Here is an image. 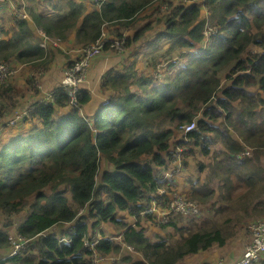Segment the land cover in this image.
Here are the masks:
<instances>
[{
	"label": "trees",
	"instance_id": "16d2710c",
	"mask_svg": "<svg viewBox=\"0 0 264 264\" xmlns=\"http://www.w3.org/2000/svg\"><path fill=\"white\" fill-rule=\"evenodd\" d=\"M67 1V10L54 6L51 14L29 4L32 20L11 13L12 26L0 33V61L20 71L0 82V249L9 247L14 216L29 205L15 226L27 239L26 250L0 258V264H96L84 241L101 227L105 237L95 248L102 256H116L106 260L111 264H183L215 247L235 263L243 231L251 239L250 223L264 219V52L251 56L252 47L264 48V0H204L209 13L198 0H91V10L86 0ZM145 15L150 16L141 22ZM208 22L218 30L210 42ZM39 29L63 40L74 32L81 46L104 36L124 40L123 51L111 40L102 48L120 56L128 51L132 60L103 74L99 86L108 102L95 113L84 112L93 97L86 86L76 106L61 85L54 87L51 103L39 102L31 70L42 67L44 76L54 60L39 43ZM137 46L144 50L133 52ZM142 56L146 65L140 69ZM31 103L36 107L29 118L7 125ZM194 118L197 127L184 134L181 126ZM6 129L12 133L1 141ZM215 145L221 148L213 150ZM177 146H183L180 158ZM247 147L252 153L241 156ZM211 150L212 163L194 156L198 151L210 156ZM190 158L199 166L197 181H182L188 187L182 188L185 195L181 191L204 212L172 214L165 224L174 228L171 237L151 238L146 231L156 215L141 212L153 201L164 206L171 201L177 183L168 173L179 175ZM207 169L203 179L200 173ZM214 179L217 188L211 186ZM200 180L203 185L195 186ZM217 190L219 200L228 202L211 209ZM236 202L256 216L247 229H238L232 217L217 218ZM206 208L212 217H201ZM106 223L121 227V235H108ZM176 231L180 235L173 240ZM218 258L200 262L216 264Z\"/></svg>",
	"mask_w": 264,
	"mask_h": 264
},
{
	"label": "built area",
	"instance_id": "2783aa9c",
	"mask_svg": "<svg viewBox=\"0 0 264 264\" xmlns=\"http://www.w3.org/2000/svg\"><path fill=\"white\" fill-rule=\"evenodd\" d=\"M17 13L22 14V16L24 17L27 16V14H25L21 10H17ZM109 40L113 42V47H116L118 50L123 51L124 40H113L111 38H108L107 36H104L102 39H98L94 43L77 48V57L74 63L64 68V75L61 80V86L65 88L67 92L69 103L71 106H76L78 104V96L83 87V84L87 81L91 62L97 55L102 52L104 43ZM261 52H264V48H253L251 56L254 57L255 54ZM17 73L18 68L13 66L10 62L5 60L0 61V82H3L11 75H15ZM33 85L41 92V96L38 99L40 103L49 104L54 100V89L49 90L45 87L42 75L34 76ZM35 107L36 105L31 103L27 108L17 110L15 114L7 121V125L13 126L16 125L18 121H23L26 118H29L31 111ZM196 127L197 122L195 120H192L190 123L183 124L181 128L182 132L186 134ZM3 128V126L0 127V131ZM182 150L183 147H179L176 150L175 155L178 158H180ZM250 152L251 148L247 147L246 150L243 151L241 156L248 155L250 154ZM170 173L172 172H169L168 175ZM174 192L179 193L178 191H176V189H174ZM159 193L164 194L166 193V190L164 188H160ZM165 200L166 199L163 198L162 202H164ZM155 207L161 208L164 212V215L167 214L169 216L172 214L192 215L200 214L202 212L201 205L198 201L188 200L186 198L178 196L177 194H174V197L165 206L162 204H156V202L153 201V205L148 208L154 210ZM250 227L252 231V241L246 246L241 258H239L235 263H230L224 256H221L218 258L216 264H264V219H259L251 223ZM101 238V234L98 233L96 235H93L92 238H88L85 240V245L89 246L92 250V260L96 264L107 259V257L100 255L95 248L96 244ZM10 239L15 246L14 253H17L20 250L26 248L25 245L27 243V239L23 235L14 234L10 236ZM110 258L114 260L116 259V256L113 255Z\"/></svg>",
	"mask_w": 264,
	"mask_h": 264
},
{
	"label": "rangeland",
	"instance_id": "374dc122",
	"mask_svg": "<svg viewBox=\"0 0 264 264\" xmlns=\"http://www.w3.org/2000/svg\"><path fill=\"white\" fill-rule=\"evenodd\" d=\"M16 1H18V0H15V2ZM175 1H178V0H175ZM186 1V0H185ZM184 1V2H185ZM30 3L31 4H33V6H36L37 8H39V9H42V10H44V11H50L49 10V4H48V1L47 0H32V1H30ZM85 4H86V6H87V8L89 9V10H91V9H93L94 7L93 6H95V4H94V2L93 1H91V0H86L85 1ZM27 5V4H26ZM62 8H65V10H67V5H63L62 6ZM8 10H7V7H3V8H1L0 9V33L2 32V30L3 29H9L11 26H12V24H13V22L11 23L10 22V12L9 13H7V15H6V17H5V12H7ZM150 15H145V16H143L142 18H141V22H143L144 20H148V17H149ZM155 16H157V15H155ZM154 16V17H155ZM153 17V18H154ZM210 21H211V19H210ZM160 28H161V26H159ZM110 29V27H108V25H105V29ZM108 31V30H107ZM156 31V33H152V32H149V37L150 38H153V36H156L158 33H157V30H155ZM131 32V31H130ZM163 43H164V40H163ZM168 44L169 43H165L164 44V47H163V50H159L158 52H162V51H164L165 50V48H167L168 47ZM142 45V44H141ZM140 45V46H141ZM140 46H137V47H135L134 49H133V52H135V51H139V50H144V48H142V49H140ZM254 48H257V47H254ZM120 51V50H119ZM119 51H114V50H110V51H108V52H101L99 55H97L94 59H93V61L91 62V67H90V71H89V74L91 73V71H92V69L94 68V66H93V62L95 61V66H96V68L98 67V70H99V73L100 74H104L111 66L113 67V66H117V65H119V64H123L124 62H126V63H128L129 61H131L132 60V58L130 57V55H129V52L128 51H125L124 52V54H123V56H120L119 55ZM49 53H52L53 52V50H51V51H48ZM70 55H72V53H69ZM107 55H110V59H109V63H108V67H106V68H104L103 69V65H104V63H97L98 62V60L99 59H101V58H103L104 56H107ZM125 57V58H124ZM128 59H127V58ZM142 59V60H141ZM140 62L137 64V66L140 68V66H143V67H145V65H146V57L144 58V56H142V57H140ZM117 67H119V66H117ZM141 69V68H140ZM163 69H164V67H163ZM162 69V70H163ZM146 70V72H148V73H150L151 72V68H146L145 69ZM26 71H27V69H26ZM42 71H43V68L42 67H39L38 69H36V70H31V75H34V76H39V75H41L42 74ZM20 71L18 70V73H19ZM17 73V74H18ZM25 74H26V72L24 73V74H22V77H24L25 76ZM103 76V75H102ZM159 77L161 76L160 74L158 75ZM42 77H43V75H42ZM96 79H97V75H96ZM26 80V78L24 79V80H21L20 81V84H21V86H25V81ZM52 79L50 78V76L49 75H45L44 77H43V82H44V85H45V87H46V85H49V81H51ZM98 80V79H97ZM100 81V80H99ZM85 86H86V84H85ZM91 89V91H92V94H93V96L96 98V100L97 101H101V99H102V97L100 96V95H102V96H104V99H103V102H105V101H107L108 102V98H106V93H103L101 90H100V86L96 83V85H94L93 87H91L90 88ZM100 94V95H99ZM92 108H93V106H92ZM90 119L92 120L93 119V116H90ZM10 131V129L7 131V129L6 130H4L2 133H3V135L5 136L4 138H3V140H1V141H4V140H6V138H8L10 135H11V133L12 132H9ZM1 136H2V134L0 135V138H1ZM219 148H221V146L220 145H215V146H213L212 147V149L213 150H218ZM194 156L196 157V158H198L199 160H203L206 164H208V163H212V161H213V158H214V156H213V154H212V150H211V153H210V156H204L200 151H198L196 154H194ZM249 156V155H248ZM264 161V160H263ZM237 162H241V161H238L237 160ZM198 169H199V166H198V164H197V162H196V159H194V158H190V164H189V166L187 167V168H185V169H183V171L179 174V175H174V174H172V173H170L169 174V176L170 177H172V178H174V179H176V186H177V189L181 192V193H175L174 192V194L176 195H178V196H181V197H183V198H186L184 195H185V193H186V191H184V190H182V188L183 187H188V185H184V182H182V181H186V180H189V179H191V180H196V176L198 175V173H197V171H198ZM209 170L207 169V170H204V171H202V173H200V175L201 176H203V179L205 178V176H208V174H209ZM184 174L186 175L185 177H183L184 176ZM197 181V180H196ZM201 181L202 182H204L203 180H200V181H198V182H196V183H194V185L195 186H197L198 184L199 185H203V183H201ZM182 184V185H181ZM190 185V184H189ZM211 186L212 187H215V188H217L218 186H219V181L217 180V179H214L212 182H211ZM242 189H245V187L244 186H242L241 188H239L238 190H242ZM184 192L183 194H182V191ZM238 194V191H234L233 192V196H236ZM220 195V191L219 190H217V192H216V195H215V197H214V199L213 200H215V202H216V204L213 206V207H211V209H213L215 206H219V207H221L222 205H224L225 203H227L228 202V200H226V199H223V200H219V196ZM191 200H194V199H191ZM33 201V197H30L29 199H28V204L30 203V202H32ZM253 202H255V200L253 201ZM253 202H251L250 204H249V208H248V210H250V209H252L251 207H252V205H253ZM202 208V207H201ZM28 209H29V205H27L26 206V208L21 212V213H19L20 215H15L14 216V219H15V222H16V225L20 222V221H22V220H24L25 219V217H26V215H27V213H28ZM202 211L204 212V210L202 209ZM252 211V210H251ZM203 212H201V214H203ZM148 213H150V214H152V215H154V214H157L155 217H156V220H154L153 222H150V225H153V226H150V229L149 230H147L146 231V233L148 234V236H150L151 238H154L155 237V235L156 234H158V237L159 236H163L164 238H166V239H169L170 237H171V235L173 234V232H174V228L172 227V226H168V225H165V224H167V220L169 219V215H164V212H163V210L161 209V208H159V207H155L154 208V210H151V208H147L146 210H144V211H142L141 212V214L142 215H145V214H148ZM223 217H222V214L221 215H218V217L217 218H221V219H224V218H227V217H232L233 218V222H236V224H237V228L238 229H240V227H241V225H243L242 227H245L246 229H247V225H248V223L249 222H251L252 221V218H254V217H256V216H254V215H252V214H250V213H247L246 211H245V209H244V207H243V205L240 203V202H236V203H234V207L232 208H230V210L229 211H227V212H223ZM213 216V212L212 211H210V208H206V212H205V214L203 215V216H201L202 218H204V217H212ZM1 217H2V215H1ZM175 217V216H174ZM126 222H129L131 219L129 218V217H125V218H123ZM149 220H151V219H149ZM220 220V219H219ZM189 222V220H187V223ZM142 223L143 224H145V223H147V220H144V219H142ZM163 224V225H162ZM15 225V226H16ZM165 225V226H164ZM13 227V229L11 230V229H9V233L10 234H15L16 233V227ZM102 228V230L104 229L103 227H101ZM116 230L118 231V232H120V231H122V228L121 227H116ZM177 235H180V233L178 232V231H176L175 232V234H174V236H173V240L175 239V237L177 236ZM243 235H244V237L245 238H247L248 236H249V234H248V232H247V230H244L243 231ZM98 237H100V236H98ZM251 240V239H250ZM250 240H249V242H250ZM249 242L247 243V244H249ZM246 244V245H247ZM245 245V246H246ZM127 249H126V251H132L133 249H132V247L131 246H127L126 247ZM223 249V248H222ZM7 249H0V258H4L5 256H6V254H7ZM215 251H217V252H220V250L218 249V248H216L215 249ZM205 253V252H204ZM204 253H202L201 255H200V258H198V257H196V256H191V257H188L187 259H186V261H185V263H183V264H202V262H200V260H202V259H205V257H204ZM222 256V254L221 255H219V256H217V258L218 257H221ZM111 261L113 262V261H115V260H113V259H111ZM111 261H103V262H99L98 264H111Z\"/></svg>",
	"mask_w": 264,
	"mask_h": 264
},
{
	"label": "crops",
	"instance_id": "0c3cea01",
	"mask_svg": "<svg viewBox=\"0 0 264 264\" xmlns=\"http://www.w3.org/2000/svg\"><path fill=\"white\" fill-rule=\"evenodd\" d=\"M48 4H49V14L51 13H55L57 10H61V11H65V8H62L63 5H67V9H68V1L67 0H47ZM8 7V5H5L4 3H0V9L2 7ZM54 6H56V8H58L57 10L54 9ZM7 13L5 12V17H6ZM64 43L61 46L62 50L68 49L67 51H71L70 49H72L73 47H75L76 45H78L79 43L75 40V34L74 32H72L69 36L68 39L63 41ZM51 51V50H50ZM67 52V53H68ZM54 53V60L52 62V65L50 66V69L46 72V75H49L50 78L52 79L51 81H49V85H46L47 89H53L54 86H57L63 76V67L67 62L72 61L74 53H72V55H65L64 57L62 55L59 54V51L55 52L53 50ZM106 53V52H105ZM48 54L50 55L51 53L48 52ZM109 59H110V55L104 56L103 58L99 59L97 63H104L103 65V69L108 67V63H109ZM95 61L93 63L94 68L92 69L91 73L89 74L88 72V76H87V81L84 83L86 84V87H88L89 89L91 87H93L94 85H96V83L98 85H100V81L101 77L103 74L99 73L98 67L96 68L95 66ZM112 67V66H111ZM90 71V70H89ZM96 75H97V79H96ZM32 92L30 94V96L32 97ZM100 95V94H99ZM102 97L101 101H97L96 98L93 96L91 99V102H89V104H87L86 106H84V112L89 113V114H93L95 113L102 105H103V99L104 96L100 95ZM35 98V97H32ZM29 99V98H28ZM93 106V108H92ZM116 227H114V225H110L109 223H106V233L108 235H112V237H117L121 235V231L118 232L115 229ZM240 235V234H239ZM241 241L239 243V247L241 250L244 249L245 245L249 242L250 240V234L247 238H243V235H241ZM218 248L220 250V252L215 251V249ZM224 249L220 248V247H215L213 249V251L208 254L207 256L204 255V257L206 259H213L215 260L217 258V256H219ZM226 252V250H224ZM228 253V252H226ZM208 257V258H207Z\"/></svg>",
	"mask_w": 264,
	"mask_h": 264
},
{
	"label": "clouds",
	"instance_id": "9594fccd",
	"mask_svg": "<svg viewBox=\"0 0 264 264\" xmlns=\"http://www.w3.org/2000/svg\"><path fill=\"white\" fill-rule=\"evenodd\" d=\"M30 1H32V0H18V1H16L15 2V0H0V3H4L5 5H8V7H7V12L6 13H9L10 12V14L12 13H14V15L15 16H21V18L22 19H30V20H32V16H31V14H30V11H29V8H28V6H29V4H31L30 3ZM94 1H97V0H94ZM200 5H201V7L203 8V10L205 11V13H209V11H208V9H207V7H206V5H205V2H204V0H198L197 1ZM27 4V5H26ZM4 7H6V6H4ZM3 8V7H2ZM50 9V8H49ZM17 10H21L22 12H24L25 14H27V16L26 17H24V16H22V14H19V13H17ZM205 27L207 28V30L205 31L206 32V41L207 42H210L211 40H212V36L218 31L217 29H214L211 25H210V23L208 22L206 25H205ZM37 35H38V37H39V43H40V45L48 52V51H50V50H57V49H61V46H62V44L64 43L63 41V39L61 38V37H59V36H52V35H48V34H46L42 29H39V31H37ZM79 47H81V45H80V43L78 44V45H76L75 47H73L72 49H70L71 51H67L68 49H65L64 51H66V52H68L67 54H69V53H74V56H73V58L74 59H72V61H70V62H67L65 65H64V67H63V70H64V68L65 67H67V66H70V65H72L73 63H74V61H75V59H76V57H77V55H76V49L77 48H79ZM254 47H252L251 48V50L253 49ZM70 55V54H69ZM93 61V60H92ZM92 65V64H91ZM50 69V68H49ZM48 69V70H49ZM47 70V71H48ZM46 75V73L44 74V76ZM63 75H64V71H63ZM43 76V77H44ZM62 78H63V76H62ZM62 78H61V80H62ZM61 80H60V82H59V84L58 85H61ZM85 86V84H83V87ZM55 87V86H54ZM54 87H53V89H54ZM82 87V88H83ZM51 90V89H50ZM82 90V89H81ZM91 90V89H90ZM92 92V91H91ZM51 103V102H50ZM104 103H106V102H103V104ZM196 118H194L193 120H195ZM185 124H187V123H185ZM182 127V126H181ZM195 129V128H194ZM181 131H182V128H181ZM179 147H183V146H177L176 148H179ZM250 148V147H249ZM252 153V149H251V152H250V154ZM250 154H248V155H250ZM177 189V188H176ZM259 220V219H258ZM253 222H255V221H253ZM253 222H251V223H253ZM251 223H250V225H251ZM250 225H249V228H250V232H251V240H250V242L252 241V231H251V227H250ZM98 233H100L101 234V236H102V238H104L105 236L101 233V228L99 229V232ZM98 233H96V234H98ZM15 234H21V233H19L18 231H16V233ZM95 234V235H96ZM11 235H14V234H8V239H9V247L7 248V254H6V256H10V255H14V254H18V253H20V252H22V251H24V250H26V248L25 249H22V250H20L19 252H17V253H14V249H15V246H14V244L12 243V241H11V239H10V236ZM21 235H23V234H21ZM24 236V235H23ZM92 234L90 235V238H92ZM101 238V239H102ZM100 239V240H101ZM99 240V241H100ZM98 241V242H99ZM249 242V243H250ZM84 245H85V241H84ZM248 245V244H247ZM246 245V246H247ZM26 246V245H25ZM86 246V245H85ZM246 246L244 247V249H243V251H242V254H241V256L243 255V252H244V250H245V248H246ZM88 248H90L89 246H87ZM91 249V248H90ZM5 256V257H6ZM241 256H240V258H241ZM4 257V258H5ZM111 256H108L107 257V259L106 260H111V258H110ZM117 258V257H116ZM106 260H104V261H106ZM115 260V259H114ZM93 261V260H92ZM103 262V261H102Z\"/></svg>",
	"mask_w": 264,
	"mask_h": 264
}]
</instances>
